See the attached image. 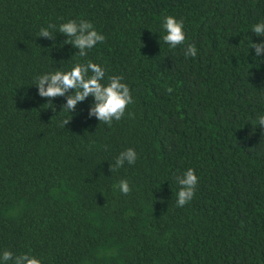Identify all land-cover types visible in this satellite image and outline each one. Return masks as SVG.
<instances>
[{
    "label": "trees",
    "instance_id": "trees-1",
    "mask_svg": "<svg viewBox=\"0 0 264 264\" xmlns=\"http://www.w3.org/2000/svg\"><path fill=\"white\" fill-rule=\"evenodd\" d=\"M168 15L183 18L184 45L164 43ZM69 19L105 36L86 59L130 87L133 103L111 126L88 115L90 96L61 127L66 97L54 112L38 95L37 76L84 59L64 34L38 36ZM261 21L264 0H0V254L264 264V54L250 47L264 39L252 32ZM129 147L136 163L110 171ZM188 168L198 184L180 207L175 177ZM121 179L130 194L113 187Z\"/></svg>",
    "mask_w": 264,
    "mask_h": 264
},
{
    "label": "clouds",
    "instance_id": "clouds-1",
    "mask_svg": "<svg viewBox=\"0 0 264 264\" xmlns=\"http://www.w3.org/2000/svg\"><path fill=\"white\" fill-rule=\"evenodd\" d=\"M162 27L165 31L162 39L164 43L171 48L178 45H184L186 41L183 18L177 19L172 15L165 16L162 21ZM59 32L64 34L67 39L64 44H70L78 49L81 59L77 61L70 70H56L47 72L36 77L35 85L38 95L46 98L47 108H52L55 112L53 99L56 97H66V102L61 108L67 110L71 115L70 118L63 119L60 122L61 127H65L75 113L78 102L84 101L87 97H92V103L88 109V115H94L99 122L106 126H111L112 122L120 121L124 117L127 107L133 103L130 87L124 82L122 75H111L106 78L105 68L100 64L86 59L88 51L94 48L98 43L105 40V36L98 32L94 25L88 20L69 19L61 23L58 28L55 24H48L47 27H41L38 36L45 37L49 40L55 39V34ZM252 32L260 37H264V21L256 23ZM250 47L255 50V56L261 57L264 54V39L259 43L251 42ZM185 57H196L197 48L194 43H188L184 49ZM167 91L171 93L173 89L168 87ZM133 114L128 113L131 117ZM258 125L264 130V115L257 117ZM137 160L136 151L129 147L121 151L115 158L112 165H109L110 171H116L123 167L125 162L132 165ZM179 190L177 193V206L183 207L189 203L196 193L198 177L193 168H188L182 175L175 177ZM113 187L118 189L124 195L131 193L129 181L121 179ZM42 264V260L28 252L14 255L11 250L5 249L0 254L2 264Z\"/></svg>",
    "mask_w": 264,
    "mask_h": 264
}]
</instances>
